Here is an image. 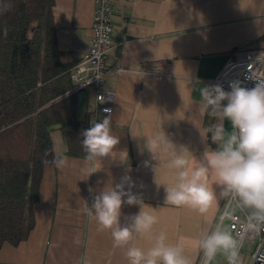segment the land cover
<instances>
[{
  "label": "crops",
  "instance_id": "obj_1",
  "mask_svg": "<svg viewBox=\"0 0 264 264\" xmlns=\"http://www.w3.org/2000/svg\"><path fill=\"white\" fill-rule=\"evenodd\" d=\"M95 6L96 0H54L61 57L71 66L91 45ZM113 21L114 48L108 56L111 69L105 88L114 93L112 129L120 140L115 150H126L128 162L104 158L101 169L86 179L80 174L87 166L84 157L66 154L64 138L59 145L53 139L56 154L66 156L69 166L61 170L53 163L45 165L40 199L34 206L35 226L18 245L4 243L0 264H128L126 248L114 247L110 231L98 230L97 222L80 210L83 200L91 204L108 183H119L124 175L132 177V192L158 217L153 234L164 232L169 243L182 244L193 264L203 258L199 239L226 217V199L204 215L165 204V186L157 187L155 179L160 184L174 181L170 157L161 152L155 161L141 149L144 137L162 129L197 159L206 148H215L207 116L201 118L197 112L200 89L215 85L214 78L235 51L264 48V0H116ZM84 91L87 102L83 107L78 99V119L87 115L102 119L105 114L93 111L94 92ZM165 115L181 119L165 120ZM225 129L231 132L227 121ZM152 166H157L156 177ZM214 180L210 176L209 185ZM139 211L138 205L124 204L121 224ZM129 246L147 251L151 241L136 236Z\"/></svg>",
  "mask_w": 264,
  "mask_h": 264
},
{
  "label": "clouds",
  "instance_id": "obj_2",
  "mask_svg": "<svg viewBox=\"0 0 264 264\" xmlns=\"http://www.w3.org/2000/svg\"><path fill=\"white\" fill-rule=\"evenodd\" d=\"M11 7L10 0H0V14ZM3 33L6 37L7 28ZM249 72L247 79L256 81L253 88L242 87L240 81H233L230 91H225L220 85H204L200 89L197 112L201 118L208 116L215 119L210 130L211 143L215 148H206L197 159L187 146L176 145L162 129L144 137L141 151L146 150L155 161H158L161 152L170 157L169 167L175 170L174 181L160 184L155 179L157 187L165 186V204L187 207L204 215L218 200H235L242 209L248 210L242 228L258 232L264 229V52L255 57L249 65ZM104 112L107 115L100 120H92L91 126L81 133L87 166L80 169V174L86 179L101 169L104 158L124 164L128 162L126 150H115L120 140L113 134L111 110L105 109ZM164 119L181 118L165 115ZM225 121L230 123L231 132L226 131ZM201 136L207 139L202 133ZM52 163L61 170L69 166L66 156L58 157ZM93 163L100 167L93 166ZM144 166L148 167L149 161H144ZM152 167L156 177L157 166ZM210 176L215 177L212 185L208 183ZM213 185L219 187V192ZM133 187L135 182L132 177L124 175L119 183H108L91 204L82 199L80 210L97 222L98 230L110 231L114 247L126 248L128 264H193L185 255L182 244L169 243L164 232L153 234L158 217L152 207L132 192ZM124 204L138 205L140 211L128 217V223L122 225L121 209ZM223 219L222 216L221 223L199 239L198 246L203 253L200 264H212L220 251L226 254L228 264H239L237 238L222 226ZM136 236L149 239L151 247L145 251L129 246Z\"/></svg>",
  "mask_w": 264,
  "mask_h": 264
},
{
  "label": "trees",
  "instance_id": "obj_3",
  "mask_svg": "<svg viewBox=\"0 0 264 264\" xmlns=\"http://www.w3.org/2000/svg\"><path fill=\"white\" fill-rule=\"evenodd\" d=\"M10 3L0 14V249L26 240L35 226L44 167L61 157L52 131L60 129L66 154L85 157L81 133L92 121L77 116L79 91L61 57L54 0ZM213 120L206 118L209 133Z\"/></svg>",
  "mask_w": 264,
  "mask_h": 264
},
{
  "label": "built area",
  "instance_id": "obj_4",
  "mask_svg": "<svg viewBox=\"0 0 264 264\" xmlns=\"http://www.w3.org/2000/svg\"><path fill=\"white\" fill-rule=\"evenodd\" d=\"M115 1L96 0L91 45L82 60L72 66L70 71L74 83L72 91L92 90L94 92L93 111L96 114L107 115L104 110L110 109V115H112L114 110V93L105 88V82L111 69L108 56L114 48ZM261 52H264V48L235 51L214 78V84L222 86L225 91L231 90L230 83L233 81H240L242 87L253 88L256 81L247 79L250 74L249 65ZM225 207L230 219L229 227L239 239L238 249L243 245L244 240H251L254 244V251L249 264H264V229L257 232L246 231L242 228V225L246 223L248 212L242 209L237 201L227 200Z\"/></svg>",
  "mask_w": 264,
  "mask_h": 264
},
{
  "label": "rangeland",
  "instance_id": "obj_5",
  "mask_svg": "<svg viewBox=\"0 0 264 264\" xmlns=\"http://www.w3.org/2000/svg\"><path fill=\"white\" fill-rule=\"evenodd\" d=\"M78 99H79L81 105H83V107H84V105L87 102V92H85L84 90L79 91L78 92ZM52 138L55 140L57 145H59V143L63 141V135H62L60 129L56 128L52 131ZM226 202H227V199L225 200V205H226ZM225 212H226V210H225ZM229 223H230L229 217H228V215H226V217L222 221V226L232 232V230L229 227ZM232 234H233V232H232ZM237 241H238V245H239V239L238 238H237ZM253 251H254L253 242L249 239L244 240L243 245L238 249L239 264H249L253 258ZM212 264H228L227 259H226V254L223 251L218 252L216 257L212 261Z\"/></svg>",
  "mask_w": 264,
  "mask_h": 264
}]
</instances>
